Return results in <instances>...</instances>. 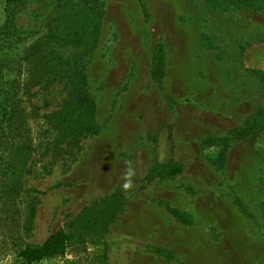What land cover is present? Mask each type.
I'll list each match as a JSON object with an SVG mask.
<instances>
[{"label":"rangeland","instance_id":"1","mask_svg":"<svg viewBox=\"0 0 264 264\" xmlns=\"http://www.w3.org/2000/svg\"><path fill=\"white\" fill-rule=\"evenodd\" d=\"M65 1L20 0L1 38V76H20L22 83L30 75L22 53ZM89 1L102 11L95 49L58 51L64 60L83 61L97 133L53 144L40 156L57 134L42 116L58 111L71 80L18 92L32 152L14 211L0 209V264H19L18 246L42 243L114 191L122 192L125 212L98 245L37 264H264V130L227 141L230 129L252 123L264 108V84L256 77L264 74V2ZM156 43L164 50L157 82L149 73ZM208 142L215 144L201 148ZM168 157L181 164L178 176L140 182ZM166 207L193 225L179 226ZM152 247L172 250L174 259Z\"/></svg>","mask_w":264,"mask_h":264},{"label":"trees","instance_id":"2","mask_svg":"<svg viewBox=\"0 0 264 264\" xmlns=\"http://www.w3.org/2000/svg\"><path fill=\"white\" fill-rule=\"evenodd\" d=\"M264 2V0H258ZM4 5V21L0 26V45L11 30L14 12L18 10L20 0H0ZM102 11L89 0H67L56 6L47 24V32L26 48L21 57L29 76L23 82L20 76H1L0 74V209L14 208L20 189L21 177L27 173L25 163L32 152L25 121L19 107L18 92L32 87L47 89L62 79L71 80V90L62 102L58 111L43 115L47 126L56 131L54 143L43 146L42 154L50 151L51 145H62L64 142L97 133L95 125V103L85 91L84 64L80 55L73 60H64L58 48L74 47L83 50L84 54L93 51L98 43ZM54 46V48L52 47ZM164 50L160 43L154 44L150 52L149 73L157 82L162 74ZM1 73V72H0ZM259 82L264 84V74L256 73ZM252 123L228 131V140H242L264 130V108L259 110ZM167 127L168 126H163ZM217 142V141H215ZM215 143H204L213 146ZM225 152L227 142L222 141ZM219 154V158H220ZM218 158V159H219ZM217 159V160H218ZM182 171L180 163L168 159L155 161L141 183L148 184L153 180H169ZM125 200L122 192L114 191L98 199L79 213L61 228L50 234L40 244H23L15 249L19 264H37L40 261H51L69 253L85 254L87 249L98 245L109 226L125 212ZM14 211V210H12ZM165 212L181 227L193 225V219L179 210L166 207ZM151 251L158 257L172 261L174 253L170 249L152 247ZM106 261L105 255H100Z\"/></svg>","mask_w":264,"mask_h":264},{"label":"clouds","instance_id":"3","mask_svg":"<svg viewBox=\"0 0 264 264\" xmlns=\"http://www.w3.org/2000/svg\"><path fill=\"white\" fill-rule=\"evenodd\" d=\"M128 175H131V172H129ZM129 186H130V181H128V182H126V183L124 184V187H125V188H128Z\"/></svg>","mask_w":264,"mask_h":264}]
</instances>
